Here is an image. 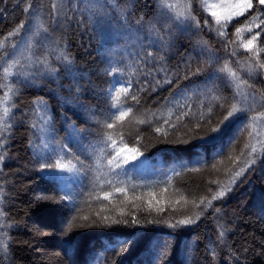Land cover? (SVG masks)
Instances as JSON below:
<instances>
[{
  "label": "trees",
  "instance_id": "obj_1",
  "mask_svg": "<svg viewBox=\"0 0 264 264\" xmlns=\"http://www.w3.org/2000/svg\"><path fill=\"white\" fill-rule=\"evenodd\" d=\"M57 2L62 11L53 20L51 0H0V39L22 21L33 29L43 23L48 33L36 36L28 32L25 39L37 41L35 53L56 70L50 73L43 64L28 68L32 75L13 85L17 107L9 128L0 133V156L4 157L0 160V211L10 225L0 229L6 232L9 244L7 253L0 251V264H50L51 260L59 264H264V159L259 145L257 162L232 183L233 172L244 167L246 156L241 157L240 152L251 142L249 133H259L257 138L264 139V118L248 127L250 118L264 113V107L258 102L253 111L232 121L223 132H211L233 102V88L217 69L230 63L252 83L250 93L264 91V70L248 77L244 68L250 53L237 43V55L232 56L233 45L226 49L216 31L204 26L207 19L216 27L212 9L203 4L220 0H170L185 6L191 2L201 30L169 19L158 0H120L127 5V23L121 10L113 9L112 0ZM256 2L253 0L254 5ZM29 3L32 8L26 14ZM249 12L259 14L255 8ZM141 16L144 22L137 32L135 21ZM237 20L227 28L233 40L240 39L234 33L245 16ZM261 40L264 33L258 48L264 47ZM149 51L154 54L151 59L146 56ZM62 53L72 59L71 65L59 59ZM259 55L264 59V52ZM201 66H206L203 73L185 78L189 68ZM112 69L123 71L110 75ZM117 81L123 85L110 91ZM129 81L130 92L139 103L121 91L120 103L130 105L132 111L122 121L116 120L119 111L112 108L111 97ZM141 88L145 90L139 91ZM214 96L227 99L217 101ZM37 98L46 101L51 116L49 137L58 156L67 147L84 162L83 168L77 165L80 170L71 190L47 173L49 169L40 170L41 163L53 159L39 157L33 149L36 131L31 125L36 123L33 101ZM220 102L225 103L223 109ZM182 113L188 115L178 119ZM107 123L114 127L108 129ZM106 134L112 135L115 147L137 149L136 158L141 157L143 164L129 159L122 169L110 171L107 158H101L102 166H98ZM112 185L124 188L126 195ZM222 186L231 190L212 201V207H197L201 198L211 200ZM105 192L112 193L108 200L103 199ZM40 196L54 199H38ZM133 217L138 223H132ZM186 217L195 223L168 226ZM28 218L49 221L42 228L43 235L26 229ZM112 220L128 223L112 224ZM124 242H128L127 250L117 255ZM38 243L47 244L51 254L36 253ZM164 245L169 246V254L161 258Z\"/></svg>",
  "mask_w": 264,
  "mask_h": 264
},
{
  "label": "snow or ice",
  "instance_id": "obj_2",
  "mask_svg": "<svg viewBox=\"0 0 264 264\" xmlns=\"http://www.w3.org/2000/svg\"><path fill=\"white\" fill-rule=\"evenodd\" d=\"M264 5V0H257L256 5H254L253 0H220L218 4H207L204 3L203 7L205 9H212L210 11V15L213 17L215 21L216 27L213 29L210 25V22L205 19L204 26L209 27L210 31H216L217 36L225 41V48L229 45H233V50L231 52L232 56L237 55V49L234 47L237 43L240 47H242L246 52L250 53L249 63L246 68L244 65H241V68L247 73L248 77L254 78L259 71L264 70V59H261L259 53L264 52V47H259L257 45L258 39L261 37L262 33H264V8H260L259 6ZM149 7V5H145ZM113 9L119 8L122 13V18L127 23V5H121L120 0H112ZM134 7V5H133ZM158 7L162 10V12H166L169 15V19H173L175 23L186 25L187 28H195L196 30H201L202 26L197 20V18L192 14V4L191 2L187 3L185 6L182 3H172L170 0H158ZM32 5L29 3L24 8V12L29 13ZM51 8L52 11L50 16L53 20H56L62 11V6L57 0H51ZM256 9L259 14L253 15L249 12V10ZM247 14V15H246ZM245 16V22L241 25V27H237L235 29L234 35L236 37H240L239 40H233L228 37L227 28L229 25L238 23V17ZM144 22V17H139L135 23L138 26L136 31L140 30L139 26H141ZM30 24V20L28 21ZM26 22L22 21L20 25H18L11 32L7 33L2 39H0V89L3 90V96L0 97V133L6 131L9 128V120L13 115V109L17 107L14 101V97L17 94V90L14 88V83L19 82V78L23 77L27 80L32 73L26 71L28 68H32L34 66L38 67L40 64L45 66V69L50 73H56V70L52 68L46 59L43 57L37 56L34 49L36 48L38 42L29 38L25 39L28 32H33L34 35L38 36L40 33H48L49 28L45 26L43 23H37L35 29L32 27L25 26ZM128 27H131L128 25ZM150 28H153V25H149ZM258 29V31L253 32V29ZM245 33H248V36H244ZM160 40H163V37H159ZM261 44H264V40L260 41ZM154 47V44L150 45ZM147 58H153V52L149 51L146 54ZM65 65H71L72 59L67 55L62 53L59 57ZM163 59V57H161ZM254 60V63L252 62ZM236 63H239L238 61ZM206 70V66L197 67L195 70H191L189 68L188 74L185 78H188V75H200ZM118 71H123L122 69H112L109 73L110 75H115ZM219 73L222 74L221 78L227 79L229 81V85L233 88V96L232 103L228 107L227 114L223 116V119L219 120L215 127L211 128L212 133H221L224 131V128L230 126L231 122L238 118L245 117L247 112L253 111L257 107V103L264 107V91L257 90V92H249V89L253 87L252 83L246 78H244L238 71L234 70L230 63L226 62L219 69H217ZM12 78H16L13 80ZM120 83V81H117ZM159 83V81L157 82ZM165 83H171L169 80H165ZM132 87L131 81L127 83L126 86H123L120 89H117V95L115 97H111L113 100L112 108L119 111V115L116 116V120L122 121L128 114L132 111V107L130 105H123L120 103V95L119 93L123 91L125 96H131V99L135 101L137 104L139 103V99L136 95H132L130 89ZM144 88L139 89V91H144ZM155 90V89H153ZM214 100L217 101H226L227 98L221 96H214ZM251 100V103H249ZM33 104L36 105V113L46 112V101L43 98H37L33 101ZM180 107V105H177ZM220 108L225 107L224 102L219 103ZM127 108V111L124 110ZM209 113L213 111L212 107L208 109ZM188 115V113H182L178 119H182L183 116ZM203 116V114H201ZM264 118V113H260L259 116H252L250 118V123L248 127H253L259 119ZM51 120V116H48V119L45 120V123H48ZM139 123H145L144 120H140ZM31 127L35 128L36 125L33 123ZM106 127L108 129H112L114 127L113 123H107ZM157 132L160 131L159 128L156 129ZM259 133L255 135L253 133H249L250 143H245L244 148L241 149L240 155L241 157L246 156L244 167L240 168L238 171L233 172L232 183H235V178L241 176L246 170L250 169L252 165L257 162V152L258 145L260 150V158L264 159V139L257 138ZM31 144V141L29 142ZM104 147L99 150V157L97 158V165H101V158H107V166L110 171H114L115 169H122L124 165L128 164L129 157L121 156V153L124 151H130L134 153L130 158L132 160L136 159V154L138 150L126 149V148H118L115 147L116 141L113 140L112 135L106 134L104 138ZM121 143H123V139H121ZM3 146V145H0ZM110 149V150H109ZM247 150V151H246ZM55 152V149L52 150ZM61 152L64 155L58 157L53 163L51 160H48L45 163L40 164V170L45 169H55L60 172H78L80 169L77 167L79 165L81 168L84 167V162L79 158L75 153H69L67 147L62 148ZM4 157L0 156V160H3ZM239 159V158H238ZM66 160L67 162H62ZM75 161V163L73 162ZM235 164L236 161L234 160ZM215 167V165H213ZM195 171V170H193ZM100 176L96 177V181H100ZM108 184H112V181H107ZM214 183V181H213ZM116 192L126 195V190L124 188L115 187ZM231 189L227 186H222L220 190L211 197V200H205V198H201L200 204L206 207H212V201H215L219 198L225 196L227 191ZM112 193L105 192L103 194V199L108 200ZM38 199H54V197L40 196ZM65 199V197H61V200ZM159 203V201H157ZM149 207H151V202L149 203ZM158 211H163V209H158ZM217 211H219L217 209ZM5 213L0 211V229H5L10 227L5 220L3 219ZM199 214L196 216V219H199ZM82 219L87 220V217H83ZM107 219V218H105ZM112 224H127V220H112ZM133 224L138 223V220L133 217ZM149 223H160V221H149ZM195 223V221L191 217H186L184 219H180L176 222V224H169V227H177L179 225H190ZM71 224L72 221L69 222V227L67 229L68 232H71ZM110 226V225H107ZM6 232L0 231V251L7 253L8 251V241L6 239ZM221 238L224 236V232H220ZM128 242H124L120 247L117 255L124 253L128 248ZM164 251L161 252L160 257L166 258L169 254V246H163ZM115 251V248L112 249Z\"/></svg>",
  "mask_w": 264,
  "mask_h": 264
},
{
  "label": "rangeland",
  "instance_id": "obj_3",
  "mask_svg": "<svg viewBox=\"0 0 264 264\" xmlns=\"http://www.w3.org/2000/svg\"><path fill=\"white\" fill-rule=\"evenodd\" d=\"M121 85H123V82L113 84V86L109 90L111 91L113 88H115L117 86H121ZM48 116H49V113H48L47 108H46V112L37 113V116H36L37 118H36V123H35V125H36V127H35L36 136H35L34 141H33V149H34V152L37 156L42 157V158L51 157L53 159L52 162L54 163L55 160L59 157L58 156L59 153L57 152L56 146L51 142V139L49 137V128H48L49 122L45 123V120L48 119ZM123 148L130 149L128 147H123ZM53 149H55V152L52 151ZM132 155H133V153L130 151H124L121 153V156H128L129 159H131L130 157ZM137 161H138V163H142V164L144 162V160L141 157H139V158H136L135 160H132V163L137 162ZM62 162H64V161H62ZM47 173L51 174V176H54L60 182L61 185H63L64 187H66L69 190H71L74 187V185L76 184V181H77V173L76 172H71V173L60 172L58 170L51 169V170H48ZM45 225L49 226V221L43 220L41 222V221H37L36 219H31V218H28L25 221V226H26L27 230L33 229L32 232H36L40 235H43L42 234V231H43L42 228ZM40 246H41V243H38V245L35 247L36 253H40V256H44V254H46V255L51 254L50 249L48 248L47 244L43 245L41 247ZM41 249H42V251L40 252ZM42 252H44V253H42ZM64 260H65V262L67 261L65 258H64ZM50 264H59V263L57 261L55 262V261L51 260ZM61 264H65V263H61Z\"/></svg>",
  "mask_w": 264,
  "mask_h": 264
}]
</instances>
